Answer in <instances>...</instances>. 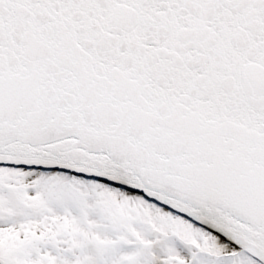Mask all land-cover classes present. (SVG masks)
<instances>
[{"label":"snow or ice","instance_id":"snow-or-ice-1","mask_svg":"<svg viewBox=\"0 0 264 264\" xmlns=\"http://www.w3.org/2000/svg\"><path fill=\"white\" fill-rule=\"evenodd\" d=\"M0 264H264V0H0Z\"/></svg>","mask_w":264,"mask_h":264}]
</instances>
